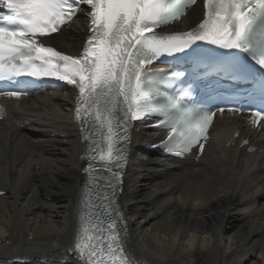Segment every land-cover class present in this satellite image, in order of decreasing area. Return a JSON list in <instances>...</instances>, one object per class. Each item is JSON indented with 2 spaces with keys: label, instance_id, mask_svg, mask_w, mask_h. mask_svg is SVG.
<instances>
[{
  "label": "snow or ice",
  "instance_id": "6c2138e0",
  "mask_svg": "<svg viewBox=\"0 0 264 264\" xmlns=\"http://www.w3.org/2000/svg\"><path fill=\"white\" fill-rule=\"evenodd\" d=\"M196 3L0 0V81L53 77L78 89L76 118L89 132L82 171L96 197L83 195L79 209L74 249L86 264H132L112 218L120 215L122 181L113 168L125 159L127 148L119 145L132 121L155 117V127L166 132L158 146L177 156L197 146L204 151L217 111H248L253 126L264 124V0H203L195 27L165 31ZM79 14L89 18V35L78 56L46 45L42 38ZM162 58L170 68L150 67Z\"/></svg>",
  "mask_w": 264,
  "mask_h": 264
},
{
  "label": "bare ground",
  "instance_id": "6f19581e",
  "mask_svg": "<svg viewBox=\"0 0 264 264\" xmlns=\"http://www.w3.org/2000/svg\"><path fill=\"white\" fill-rule=\"evenodd\" d=\"M200 10L192 7L181 27ZM85 34L76 17L51 40L75 53ZM242 123L217 117L197 162L194 152L182 161L147 154L143 146L154 133L133 131L119 199L120 241L132 264H264V139ZM247 136L252 153L237 148ZM84 161L70 91L7 105L0 121V264H86L74 249Z\"/></svg>",
  "mask_w": 264,
  "mask_h": 264
},
{
  "label": "rangeland",
  "instance_id": "374dc122",
  "mask_svg": "<svg viewBox=\"0 0 264 264\" xmlns=\"http://www.w3.org/2000/svg\"><path fill=\"white\" fill-rule=\"evenodd\" d=\"M67 252H68V250H67Z\"/></svg>",
  "mask_w": 264,
  "mask_h": 264
}]
</instances>
